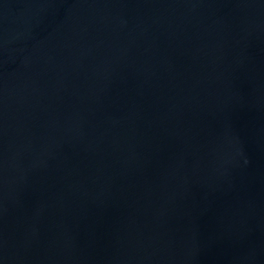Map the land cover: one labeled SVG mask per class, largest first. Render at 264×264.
I'll list each match as a JSON object with an SVG mask.
<instances>
[{
	"label": "water",
	"instance_id": "1",
	"mask_svg": "<svg viewBox=\"0 0 264 264\" xmlns=\"http://www.w3.org/2000/svg\"><path fill=\"white\" fill-rule=\"evenodd\" d=\"M0 264H264V0H0Z\"/></svg>",
	"mask_w": 264,
	"mask_h": 264
}]
</instances>
